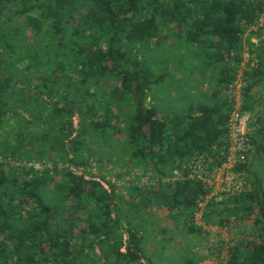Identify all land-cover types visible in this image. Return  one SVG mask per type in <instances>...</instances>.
Listing matches in <instances>:
<instances>
[{
    "label": "trees",
    "instance_id": "obj_1",
    "mask_svg": "<svg viewBox=\"0 0 264 264\" xmlns=\"http://www.w3.org/2000/svg\"><path fill=\"white\" fill-rule=\"evenodd\" d=\"M263 15L264 0H0V264H161L144 251L158 209L185 237L242 223L225 264H264ZM165 54L192 61L210 102L147 103L170 75ZM235 111L255 115L233 168L248 187L200 207L190 162H225ZM106 163L150 181L98 179Z\"/></svg>",
    "mask_w": 264,
    "mask_h": 264
},
{
    "label": "rangeland",
    "instance_id": "obj_2",
    "mask_svg": "<svg viewBox=\"0 0 264 264\" xmlns=\"http://www.w3.org/2000/svg\"><path fill=\"white\" fill-rule=\"evenodd\" d=\"M264 19V15L261 21ZM255 27L246 30V35L250 30ZM255 40V38H251ZM160 48L150 47L146 51V56L151 63H155L157 69L161 66L162 60L159 59ZM169 57L167 60L170 61L169 67H167L168 73L170 75L164 80L158 88H155L154 92L150 95L147 100L148 104L156 105L159 108L173 107L176 109H181L188 103H203L210 102V89L207 82V78L203 75L200 76L199 70L192 66V61L179 59L178 57H170L165 54L164 58ZM163 60L165 61V59ZM247 55L244 54V59ZM202 74V72H201ZM204 82V83H203ZM239 83H235V86L227 90V94L234 100L235 108L238 109L240 106L239 97ZM240 114L237 111L233 112L231 120L232 129L230 132L232 134V139L229 138L230 147L231 144L240 136V132L248 128V124H241L239 122ZM244 118V117H243ZM242 118V119H243ZM74 122H77V117H74ZM247 130V129H246ZM197 164L202 165L203 163L197 162ZM192 171L194 173L201 172L202 166L197 167L194 163H191ZM118 164L114 165L111 163H106L102 168L98 169L93 166L90 170L97 176H104L109 178L112 182H115L118 186H125L130 182H147L148 175L143 174L141 170L135 171H123V169L118 168ZM258 172L263 178L264 183V160H262L258 166ZM246 175L242 173V178L246 183V188L248 187V180ZM150 181V180H149ZM221 183V184H220ZM105 186L106 183L103 182ZM223 186L220 179L215 181L212 185V192L214 193V198L219 200L223 193L220 192V188ZM205 203V202H204ZM160 209L156 210L153 219H156L153 227L150 229V234H147L145 243V255L151 258L153 261H159L161 264L172 263L183 255L189 252H195L198 254L207 255L206 259L200 264H225L227 257V249L232 243L238 241L242 236L249 235L248 229L242 223L231 219L228 224L224 225L222 228L225 233H218L215 231H207L209 228L206 226V233L194 235V236H184L183 233H175V230H169L166 225L172 228L169 222L163 218V212ZM196 220L200 221V212L195 214ZM174 234H173V232ZM172 239L170 240L169 238ZM207 261V262H205Z\"/></svg>",
    "mask_w": 264,
    "mask_h": 264
},
{
    "label": "built area",
    "instance_id": "obj_3",
    "mask_svg": "<svg viewBox=\"0 0 264 264\" xmlns=\"http://www.w3.org/2000/svg\"><path fill=\"white\" fill-rule=\"evenodd\" d=\"M253 118H255L254 113L242 114L240 115L239 122L245 125L249 121L253 120ZM231 123L232 120L230 119L228 131V137L230 139H232V134L230 132V129H232ZM246 129L240 132V136L235 140L233 145L231 144V147L229 146L227 159L221 165L208 169L203 158H198L190 162V164L194 163V165L197 167L202 166L201 172L197 173H194L191 169L192 166H190V175L201 180L207 190L206 195L201 198V201L199 203L200 207L204 205V202H206L207 199L214 196V193L212 192V185L219 179L223 184V186L220 188V192L223 193L224 196L234 195L246 189V183L242 178V173L234 172L233 170L236 163H243L245 161L246 153L252 149V145L250 144L246 135ZM197 162H201L203 164L199 165L197 164ZM199 212L201 215L200 210Z\"/></svg>",
    "mask_w": 264,
    "mask_h": 264
},
{
    "label": "crops",
    "instance_id": "obj_4",
    "mask_svg": "<svg viewBox=\"0 0 264 264\" xmlns=\"http://www.w3.org/2000/svg\"><path fill=\"white\" fill-rule=\"evenodd\" d=\"M209 229L207 230V231H210V230H212V231H215V232H220V233H225V231H224V229L222 228V227H218V226H207ZM205 262H207V261H205Z\"/></svg>",
    "mask_w": 264,
    "mask_h": 264
}]
</instances>
